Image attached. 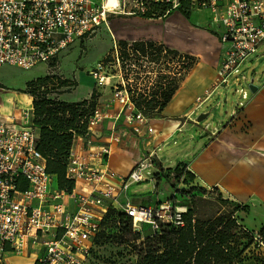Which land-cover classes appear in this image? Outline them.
<instances>
[{"label": "built area", "instance_id": "1", "mask_svg": "<svg viewBox=\"0 0 264 264\" xmlns=\"http://www.w3.org/2000/svg\"><path fill=\"white\" fill-rule=\"evenodd\" d=\"M108 1L99 5L93 0H0V69L30 70L58 60L76 42L108 26V13H124L131 2L120 0L119 9L110 11ZM149 2L168 5L166 16L181 6L180 0H134L135 10L129 14L146 18ZM193 4L211 11L222 28L219 41L227 48L217 69V86H230L246 61L263 54L259 53L264 46V0H193ZM117 61L122 71L119 56ZM142 62L148 71L153 69L149 75L155 78L164 67L147 59ZM129 83L133 80L123 78L116 93L121 111L129 112L127 119L136 121L139 131L147 128L152 133L149 119L132 101ZM233 83L241 86L243 80L236 77ZM2 91L0 86V264H7L10 254L26 257L32 252L37 254L34 264H86L112 208L131 218L136 229L142 224L158 229L159 221L185 226L184 212L171 211L169 203L158 207L131 203V186L144 182L152 158L141 159L127 176L117 174L110 165L114 137L101 140L110 115L99 107L89 119L87 134L76 137L69 156L66 176L75 181L72 194L60 191L38 150L40 134L32 125V105L17 101L11 111H4ZM241 91L246 100V89Z\"/></svg>", "mask_w": 264, "mask_h": 264}, {"label": "rangeland", "instance_id": "2", "mask_svg": "<svg viewBox=\"0 0 264 264\" xmlns=\"http://www.w3.org/2000/svg\"><path fill=\"white\" fill-rule=\"evenodd\" d=\"M93 1L100 5L106 0ZM134 10V0H131L124 13H108V26L103 25L83 40L76 42L53 63L38 65L30 70L13 66L1 68L0 85L4 90L1 92L2 98H4L3 103L5 101L7 106L11 107L12 96H15L16 98L19 97L18 101L22 100L27 105H31L29 98L22 94H27L26 91H29L31 85L37 82L39 78L53 75H57L62 80L71 81L70 87L63 88L62 94L59 95L66 100L84 98L89 91L91 92L96 88L99 95L98 107L110 115V118L104 121L103 137L106 139L114 137L113 142L116 143L117 148L130 152L135 159L147 158L149 155L146 156L143 145L147 140H150L149 134L151 133L147 131V128H141L139 131L136 121L127 119L129 112L127 110L121 111V105L118 103L116 95L124 73L120 70L121 66L117 61L119 41L123 40V37L166 41L173 48L179 46L187 49L190 53H194L202 63H204V59H210L216 54L220 48V43L215 40V44L212 45L202 35L187 31V27L201 28L208 31L206 34H201L208 35L211 39H215V37L210 36V34L219 38L215 31L217 24L213 21V15L208 9H199L192 4L191 19H187L179 10L174 11L165 19H146L141 15H130L129 13ZM175 16L182 17L184 23H179L174 19ZM262 53H264V46L259 54ZM223 57L220 58L221 61L217 67L223 61ZM258 57L256 55L246 61L241 72L232 78L230 86H222L216 91L214 99L207 106L219 103L220 107H214L212 113L202 121L204 127L207 125L206 123L213 121L216 113H219L221 118L226 110L230 113L233 105L242 102V88L248 91L249 96L253 94L250 84L254 80V85L259 86V80L264 73V57L260 58L259 55ZM150 70L153 69L150 68ZM128 75V78L133 81L136 79L133 72L130 71ZM236 77L243 80L241 86L232 84ZM147 80L143 81L141 78L140 87L147 83ZM245 102L244 100L242 103ZM206 107H201L197 112V118L203 114ZM120 113L122 114L120 115ZM202 132L204 130L200 127V131L194 132V135L200 138ZM182 137L183 135L180 136V140H171L159 152L163 168L167 172L161 173L163 177L161 185L156 186L155 177L161 172L160 167L162 165L158 159L152 158L153 166L144 171V182L131 186L129 193L131 203L151 207H158L161 203L164 205L169 203L172 206L170 210L173 212H186L188 207L185 206L188 205L197 210V216L201 219H210L218 212L232 211L233 207L226 208L218 203L216 193L205 195L195 192L196 199H192L191 196L183 193L190 190L191 185L184 184L183 178L177 179L176 173L169 171L175 170L182 163L185 153L196 148V143L190 137L186 136L184 140L181 139ZM204 137L205 135L202 136V138ZM244 215L238 213L236 217L248 230L253 231L254 229H250L247 223H243ZM114 219L116 222L106 223L101 232L102 236L98 237L97 243L93 245L86 264H140L148 253L155 252L159 247L160 233L157 228L142 224L139 229H136L133 222L132 227H130L127 219H121L118 216H114ZM253 224L254 221L249 220V225ZM254 232L259 231L254 230ZM247 252L249 253V260L244 264H264L263 245L252 244ZM13 261L16 260L12 259L11 262Z\"/></svg>", "mask_w": 264, "mask_h": 264}, {"label": "trees", "instance_id": "3", "mask_svg": "<svg viewBox=\"0 0 264 264\" xmlns=\"http://www.w3.org/2000/svg\"><path fill=\"white\" fill-rule=\"evenodd\" d=\"M180 1L179 12L191 19L193 0ZM148 5L146 19H165L169 16H166L168 5L156 2H149ZM118 45L123 78L129 81L130 71L136 78L127 86L136 109L149 120L162 117L182 82L198 65V58L151 39L133 42L123 39ZM146 59L164 67H159L153 83L150 81L140 87L141 78L143 81L146 79L144 77L154 78L149 75L152 70L148 71L142 62ZM166 69L168 72H165ZM70 84L71 81L62 80L57 75L47 76L33 83L25 95L33 98L32 125L40 134L38 150L47 161V171L55 177L60 191L72 194L75 181L66 176L69 156L76 137L87 134L89 119L99 106V95L94 88L90 98L66 102L60 99L59 95L62 94V89L70 87ZM160 168L161 172L155 177L157 187L162 183L161 173L166 172L163 166ZM169 172L176 173L177 179L183 178V183L187 185L195 179V175L187 171V166L183 163ZM195 192L205 195L216 193L218 203L226 208L233 207V210L218 212L210 219H201L197 216V210L186 205L188 208L182 213L185 226L179 227L173 222L159 221L160 245L155 252L148 253L140 264H244L249 260L247 251L252 244L264 246V227L255 233L254 230H248L236 217L238 213L248 214V206L230 201L219 188L209 191L204 187L191 185L190 190L183 193L196 199ZM114 216L127 219L132 227L131 218L112 208L106 214L94 244L97 243L98 237L102 236L101 232L106 223L116 222Z\"/></svg>", "mask_w": 264, "mask_h": 264}, {"label": "crops", "instance_id": "4", "mask_svg": "<svg viewBox=\"0 0 264 264\" xmlns=\"http://www.w3.org/2000/svg\"><path fill=\"white\" fill-rule=\"evenodd\" d=\"M174 19L179 23H184L180 16H175ZM187 31L202 35L212 45L215 44V40L220 43L219 38L215 35L210 34L215 37V39H211L208 35L201 34L208 32L205 29L187 27ZM215 31L220 36L222 28L216 25ZM129 38L123 37L125 40H131L129 42L142 40L141 37ZM151 40L173 48L166 41ZM174 49L197 57L183 47L175 46ZM225 54L226 47L220 43L219 50L210 59H204V63L198 59V65L182 82L177 94L167 105L163 116L148 121L147 126L153 128L154 131L149 134L150 140L144 143L143 148L146 156L149 155L147 158H156L163 166L160 150L171 140H180L181 135H183L182 140L186 136L190 137L196 143V148L185 153L182 158V163L186 164L187 171L195 175V179L190 182V185L206 189L219 188L230 201L248 206L250 212L243 213L245 214L243 219L250 229L259 231L264 227V73L259 80V86L254 85L255 91L252 95H248L244 104L242 99L240 104L233 105L230 113L226 110L221 118L220 114L216 113L213 121L206 123L205 127L202 124V121L215 109L214 107H220L219 103L209 105V107L207 104L214 99L216 91L222 87L217 86V69L219 67L217 65ZM263 57L264 53L260 55V58ZM154 78L146 77L147 83L153 81ZM233 85L237 86V83H233ZM92 91H89L90 93L88 92L81 99L66 100L62 96L60 99L66 102L86 100L91 97ZM22 95L29 98L33 109V98ZM12 97L11 107L7 106L5 111H11L12 105L18 101L19 97ZM204 106L207 107L200 115V117H204L199 121L200 117L197 118V112ZM200 127L204 132L199 138L194 135V132H199ZM104 129L101 140H110V138L103 137ZM203 135H205L204 138H202ZM110 159L113 170L122 176H127L141 160L132 157L128 151L118 149L116 143L112 144ZM249 220H253L254 224L250 226ZM36 257L37 254L32 252L26 257L10 254L6 259L7 264H34L37 260ZM12 259L16 261L11 262Z\"/></svg>", "mask_w": 264, "mask_h": 264}, {"label": "bare ground", "instance_id": "5", "mask_svg": "<svg viewBox=\"0 0 264 264\" xmlns=\"http://www.w3.org/2000/svg\"><path fill=\"white\" fill-rule=\"evenodd\" d=\"M107 8L110 10V11H116L119 9V6H120V0H109L108 3L106 4ZM6 106L7 104L3 103V108H4V111L6 110Z\"/></svg>", "mask_w": 264, "mask_h": 264}, {"label": "water", "instance_id": "6", "mask_svg": "<svg viewBox=\"0 0 264 264\" xmlns=\"http://www.w3.org/2000/svg\"><path fill=\"white\" fill-rule=\"evenodd\" d=\"M250 89H251L253 92L255 91V90H254V84H253V83H252V85H250ZM203 117H204V116H201L200 119H199V121L202 120Z\"/></svg>", "mask_w": 264, "mask_h": 264}]
</instances>
